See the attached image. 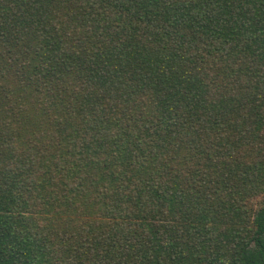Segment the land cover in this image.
Here are the masks:
<instances>
[{
    "label": "trees",
    "instance_id": "obj_1",
    "mask_svg": "<svg viewBox=\"0 0 264 264\" xmlns=\"http://www.w3.org/2000/svg\"><path fill=\"white\" fill-rule=\"evenodd\" d=\"M0 264H264V0H0Z\"/></svg>",
    "mask_w": 264,
    "mask_h": 264
}]
</instances>
